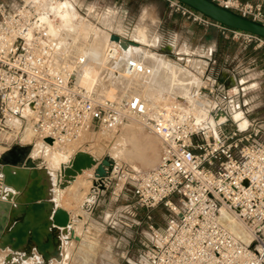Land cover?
Returning <instances> with one entry per match:
<instances>
[{
	"label": "built area",
	"instance_id": "1",
	"mask_svg": "<svg viewBox=\"0 0 264 264\" xmlns=\"http://www.w3.org/2000/svg\"><path fill=\"white\" fill-rule=\"evenodd\" d=\"M64 1L0 2V136L8 137L0 140L2 152L24 145L27 129L34 140L49 138L54 144L84 133L114 132L128 119H137L159 138L160 153L155 166L129 175L135 200L125 209L136 226L142 224L136 219L139 208L147 211L146 220L159 206L170 218L164 226H147L149 239L130 264H264V118L239 128L231 119L241 112L239 105L223 84L210 80L206 69V84L191 98L214 121V130L179 98H165L156 108L137 95L100 100L94 88L78 80L89 60L82 49L87 39L76 28L51 30L59 24L55 6ZM210 1L264 25L260 5ZM168 6L193 22L218 26L233 39L264 43L255 35L208 23L209 18L177 0H168ZM119 56L117 42L104 50L109 63ZM121 69L127 77L152 74L133 58ZM107 180L109 176L95 179L96 187H108ZM3 187L0 178V201L5 200ZM231 224L244 233L233 232Z\"/></svg>",
	"mask_w": 264,
	"mask_h": 264
},
{
	"label": "rangeland",
	"instance_id": "2",
	"mask_svg": "<svg viewBox=\"0 0 264 264\" xmlns=\"http://www.w3.org/2000/svg\"><path fill=\"white\" fill-rule=\"evenodd\" d=\"M9 1L10 0H0V2L6 3ZM148 4L149 3L146 1L145 5L148 6ZM101 16L102 15H97L96 17L87 18L90 19V22L86 20L88 21V24L79 26H89L90 30L98 29L101 30L100 34L106 35V39L104 37L102 38L107 40V43H104V47L100 46L99 50L101 51H96L92 48V51L95 52L94 55H96V53L98 55L104 54V50L107 45L110 44V42H114L110 39L111 35H117L118 37L122 39L124 38V40L129 41L131 38L130 36L134 32V30H138V32L141 33V35H144L146 40H148V46H146V44V47H137L134 43H128L138 49L141 59H147L148 57L146 56H161L168 58L171 62H174L175 64L185 68L186 70L187 68L192 70V68H197L193 66L194 64L192 62H199L198 60L202 59L200 57L201 54L197 53L198 51H200L198 49H200L201 47L189 50L186 55H183L181 53L185 52V49H180L183 42L186 39H191V37L188 35L189 25L192 23L194 24L191 29L193 30V34H195L194 37H192L194 44H197V41L200 40V31L198 27L209 28L206 40H211L216 35V32L211 24L201 25L181 15L179 18L175 17L174 19H169L170 16L163 13V17L160 19L162 22L160 24L159 18L146 11L145 15L141 17L142 19L139 18V20L141 19L143 21L142 23L139 24L136 22L128 27L121 23L120 17L116 14H114L113 16L111 14L106 15L107 17ZM136 16L137 15H133L134 20L138 18ZM105 17L108 21H105ZM79 19L85 20L83 18ZM102 20L103 22L105 21V23L101 24ZM207 21L208 23L212 22L210 19H208ZM76 23L78 24V20L76 21ZM77 24L75 26H72L71 28L78 29L79 27ZM109 29H111V31H108ZM80 32L81 31H79V34L81 36ZM95 32V30L87 32L86 36H84V39L87 40L85 42L84 40L82 41V44H84V46L82 45L83 51H86V48L88 47L90 48V46L98 39L94 38ZM253 41H255L254 45H259V47L261 48L264 47V43L257 40H252L248 43H251ZM94 55L92 56L93 58L91 57V59H94ZM91 59L90 62L87 63L84 67L83 72L80 74L81 78L79 79L84 83L92 81L93 87L95 89V97L99 98L100 100L110 99L106 98L111 96L105 93V80H107L109 76L110 80L113 79V82L116 83L117 79L122 73V71L120 70L122 65H115L112 70V74H109V72L107 71L101 73L97 71L98 73L94 74V76H91V72H93V70L90 69L91 66H89L92 63ZM106 63L110 64L109 62ZM209 68L210 69L207 75L209 76L210 80H213V82L223 84L225 86L228 79L220 76L222 67L220 68L217 65L214 67V71L216 73H219L218 76L216 75L218 77L217 79L213 77L215 76V74L212 75L211 73V65L209 66ZM191 70L189 71L192 72ZM99 74H102L101 78L98 76ZM197 80L198 79L196 78L192 83L189 84L187 82L186 84H184L186 86L181 88L179 93H177L178 95L176 94L174 95V97L179 98L181 102L186 100L181 93H187V91L191 92L194 86H190L193 85L194 82H197ZM199 80L200 81L198 82V88L206 84L203 83L204 80L202 78V74ZM247 85L248 83L243 84V91H247L249 89V86L246 87ZM240 88L241 86H239L238 89L240 90ZM226 89H232L231 91H233V87L230 86L229 88L226 87ZM126 90L118 89V94L115 95V98L122 99L126 96H129V92L128 90ZM160 91L162 90L159 89L157 93L159 92L160 94ZM230 95L232 96V92H230ZM165 98L171 99L173 97L166 94ZM155 100L158 101L156 102L157 106L162 104L163 102V100L160 98H156ZM231 110L232 107L229 108L230 112H232ZM199 116L203 118L204 114L200 113ZM247 116L246 118H248ZM241 118L242 116L239 111H235V113H232L231 115V119L234 121H244V119ZM86 143L89 145L88 150L85 149ZM160 144L161 143L159 138L149 132L145 127H143L137 119H128L121 128L114 132L105 134L99 131L86 134L84 133L81 140L79 139V141H77L76 143L74 142L67 145L65 151L67 156L66 161H68L69 158L77 151H88L90 152V154L95 155V157H98L99 159L108 157L110 160H112L113 165L109 173V180H107V182H109L108 187H96L93 170L86 172V174L80 177L83 186H88V188L91 189L90 192H93L91 204L93 203L95 197V204H93L92 208H90L91 204L89 207L82 206V199L88 193V188L87 191L86 189L81 190L80 188H77L79 192L83 193L82 195L78 193L76 188H74V190L69 189L70 192H68L69 190H66L67 192L64 190L60 194L61 196L58 205L62 206L71 213L70 215L72 218V225L69 228H71L70 231L74 229V231L76 232H74L76 234V237L71 238L68 242L64 243L61 250V258L58 264H130L139 257L144 246L147 243V240L149 239L147 226L149 224H152L154 227L164 226L170 218V214L165 207L159 206L149 212L150 220H146L147 211L145 209L139 208L138 210H136V219L141 220L142 224L140 226H136L130 214L126 212L127 209H125L126 205L134 204L135 200L133 196V188L129 184V175L134 174L138 171L148 170L155 166L159 158ZM116 146L120 147L118 148V150L114 151L113 148H115ZM1 147L2 145L0 144V149ZM88 173L91 175H89ZM53 174H55V171L53 172ZM69 193L72 194L71 197L69 196ZM73 195H75L74 199H72ZM76 195H80V197H78L77 199ZM74 224H77V226H75ZM0 264L43 263L38 256H35L29 260H24L21 259V254L10 253L8 258L6 259L5 257H3L2 252H0Z\"/></svg>",
	"mask_w": 264,
	"mask_h": 264
},
{
	"label": "bare ground",
	"instance_id": "3",
	"mask_svg": "<svg viewBox=\"0 0 264 264\" xmlns=\"http://www.w3.org/2000/svg\"><path fill=\"white\" fill-rule=\"evenodd\" d=\"M55 17H57L56 12H55ZM68 18H71V17H68ZM65 27H66V24H64V26L62 28L59 27L58 30L64 29ZM54 32H56V31H54ZM100 37L96 40V42H94L90 46L91 49L88 47V48H86V51H84V54L89 56V60L87 63L90 62L91 57L95 53L92 51V48L97 51L100 49V46L102 47L104 45V43H107V42H105V39H106L105 37H104L105 39L100 38ZM121 42L124 43V46L121 44ZM121 42H117V44H119V46H120V56L118 57V60L113 62V63L107 64L106 63L107 61L104 58V54L98 55L96 53V55H94L95 57H94V59H91L92 63H91V65H89V66H91V68L88 67V68L93 70V72H91V74H92L91 76H94V74L98 73L97 71H99V73L107 71V72H109V74L110 73L112 74V70H113L114 66L117 64H120V66H121L127 58H133L136 61H138L139 63L143 64L145 67L150 68L152 70V74L151 75H134L132 77H127L124 75L123 70L121 69L122 67H121L120 70L122 71V73H121L119 78L117 77L118 79H117L116 83L113 82V79L110 80L109 76H108L107 80H105L106 82L105 83L103 82L105 89H106L105 93L107 95L111 96V97H106V98L113 99V98H115V95L118 94L117 93L118 89H121V90L127 89L129 92V95H137L147 104V106L149 108L150 107L156 108L157 107L156 102H158L155 100L156 98L157 99L160 98V99L164 100L166 94L174 97V95L179 93L181 88L186 86L184 84H186L187 82L190 84L193 81H195V79L191 76L189 71H187L185 68L175 64L174 62H171L168 58L161 57V56L160 57L150 56L151 57L150 58L149 56L145 55L150 60L148 58H147L148 60L147 59H145V60L141 59L140 55H139L140 52L138 51V49L135 46L130 45L123 40H121ZM112 43H115V41L110 42V44H112ZM110 44H108V45H110ZM99 51H101V50H99ZM197 67H199V66H197ZM103 75H105V74H103ZM98 76L101 78L102 74L101 75L99 74ZM79 78H81V77L79 76ZM78 80H79V83L82 86H84L85 88H87V89L94 88L92 81L84 83V82L80 81V79H78ZM199 81L200 80L198 79L197 82H194L193 85L190 86V87L194 86V88L191 90V92L187 91V93L183 92L181 94L184 96V98L186 99V102L189 105L188 107H186V109L188 111L193 112L196 115L197 119L200 122H202L204 125H206L209 129L214 130V126H215L214 121H212L206 115L205 109L199 108L198 105L196 104V102L191 98L192 92L194 90H196L199 86V84H198ZM201 84H202V82H201ZM185 88H187V87H185ZM116 89H117V91H116ZM159 89L162 90V91H160V94H159V92L157 93V91ZM200 113L204 114L203 118H201L199 116ZM236 121H238V120H236ZM237 123H238V126L240 128H244L247 125V121L245 123L244 121L239 120ZM105 133H110V132H104V134ZM82 135H80L77 138H73L69 141H64V140L63 141H56L54 144H49L47 142L34 140L32 132L28 129L23 133L22 141H23L24 145L30 146V149H31L30 150V156L38 164L39 168L37 169V172H38V176H39V183L41 185H43V190H44L45 196L48 199V201L50 202L52 210L57 206L61 207L60 205H58V202L60 200V196H61L60 194L64 190L66 191L69 189L74 190V188H76V189L80 188L81 190L86 189V191H87L88 186L84 187L83 183L80 180V177H82L83 175L81 176V174H80L74 178H71V177L66 178L62 174V171L60 170V167L61 166L65 167L69 163V161L73 157V155L75 154L74 153L69 158V160L66 161L67 156H66L65 151H66L67 145L74 143V142L76 143L77 141H79V139L81 140ZM5 139H8V137L7 136H0V140H5ZM85 146H86L85 149L88 150L89 145L86 143ZM119 147L120 146H116L115 148H113V150L116 151V150H118ZM84 152H86V151H84ZM0 153H2V147L0 149ZM86 153L90 154V152H88V151ZM90 155L98 161H100L102 159V158L99 159L98 157H95V155H92V154H90ZM8 169L11 171L12 174H14L15 171H19L20 173H22V171H24L23 169L17 168V167H8ZM92 170L93 169H90L87 171H92ZM54 171H55V174H53ZM89 175H91V174H89ZM2 190H3V195H4L3 197L5 198V201L7 203H9L10 206H15L16 202L20 201L22 198V189H20L17 186H9V187L6 186V187H3ZM77 191H78V189H77ZM90 191H91V189L88 188V193L87 194L85 193L86 196L82 199V206H84V207H87V206L89 207L91 202H92L93 192H90ZM68 192H70V190ZM71 193H69L70 197L73 194V193L72 194ZM78 193H80V195L83 194L82 192H79V191H78ZM80 195L79 196L76 195L77 199H78V197H80ZM74 196L75 195H73L72 199H74ZM94 196H95V192H94ZM63 209H65V208H63ZM66 211L68 212V214L70 216V220H69L68 225L66 227H52L51 228L52 232L54 234H56L59 238L60 251H59L58 255L51 257L50 260H48V261H44L43 259L40 258V256H38L34 252V250L30 249L31 246H24L18 251H12L9 248H5V249L0 248V252H2L3 257H5L7 259L8 256L10 255V253L21 254V259H24V260H29L35 256H38L43 264H58L60 261V258H61V250H62L64 243L68 242L69 239L76 237V234H75L76 232L74 231V229H72L70 231L71 228H69V227L72 225V218H71L70 212L68 210H66ZM0 217L2 218L3 225L5 227H8L10 223L8 221L4 222V219H6L9 216L3 209H0ZM78 221H80V220H78ZM74 225L77 226V224H74ZM230 228L233 230V232H235L238 235H242L244 233L242 228L239 226L231 224Z\"/></svg>",
	"mask_w": 264,
	"mask_h": 264
},
{
	"label": "water",
	"instance_id": "4",
	"mask_svg": "<svg viewBox=\"0 0 264 264\" xmlns=\"http://www.w3.org/2000/svg\"><path fill=\"white\" fill-rule=\"evenodd\" d=\"M190 7L211 21L220 25L246 32L264 39V25L238 14L226 10L210 0H177ZM115 42L124 40L117 35H111ZM125 42L133 43L132 41ZM124 46V43L121 42ZM45 142L51 144V139ZM30 146L15 145L0 153V178L5 186H17L22 189V198L15 206H10L5 200L0 201V209H3L9 217L4 219L10 224L5 227L0 217V248H9L18 251L24 246H31V250L44 261L59 254V238L51 230L52 227H66L70 216L62 207H55L45 196L43 185L39 183L37 169L38 164L30 156ZM112 160L104 157L100 161L84 151H77L69 163L60 167L66 178H74L85 170L93 169L95 179L109 176ZM8 167L21 168L24 171L14 174Z\"/></svg>",
	"mask_w": 264,
	"mask_h": 264
},
{
	"label": "crops",
	"instance_id": "5",
	"mask_svg": "<svg viewBox=\"0 0 264 264\" xmlns=\"http://www.w3.org/2000/svg\"><path fill=\"white\" fill-rule=\"evenodd\" d=\"M146 1L149 3L148 6L145 5ZM239 1L251 3L253 5H260L264 13V0ZM75 9L79 11L80 14H85L88 17H96L97 15H102L101 17H103L110 14L113 16L116 14L120 17L121 23H123L126 27L131 26L136 22L139 24L142 23L143 21L141 20V17L145 15L146 11L159 18L160 24L162 22L160 19L163 17V13L168 14L170 16L169 19L180 17V14L174 13L170 10L168 6V0H65L64 2H60L55 6V12L56 16L59 18V24L58 26H51V30L56 31L59 27L62 28L64 24H66L65 28H71L77 24V20L78 26L88 24V21L86 20L77 19L79 15ZM133 15H137L136 17L138 18L134 20ZM106 17L105 21H108ZM139 18L141 19L139 20ZM105 21L103 22L102 20L101 24L105 23ZM193 25V23L190 24L188 29V35L191 37V39H186L180 47V49H185L184 53L181 52L183 55H186L189 50L193 48L201 47L198 49L200 51L197 53L201 54L200 57L202 60H198L200 62H192L194 64L193 66L199 67L196 69L192 68V70L187 68V70L189 69L192 71L190 72L188 70L191 76H193L194 79H199L205 69L206 73H208L210 69L209 66L211 65V73L212 75L215 74L213 77L217 79L219 73L214 71V67L216 65L220 68L222 67L220 76L228 79L227 83L225 84L227 88H229V86L233 87V91L230 89L228 90V93L230 95V92H232V96L235 101L234 103L238 104L241 112H243L244 121H247L248 124L249 120L263 119L264 47L261 48L259 45H254L255 41L248 43L243 39H233L229 35H223L221 29L216 25H212L216 35L211 40H206L209 28L198 27L200 31V40L197 41V44H194L192 37H194L195 34H193V30H191ZM78 29L81 31L80 33L83 39L87 32L94 30L96 31L94 38H99L100 36V38H106V35L100 34L101 30H90L89 26H82ZM108 31H111V29ZM130 37L131 38L129 41H132L135 46L143 47L146 44V46H148V40H146L145 36L141 35L138 30H134ZM106 41L107 40H105V42ZM246 83H248L246 87L249 86V89L247 91H243L244 87L242 86ZM239 86H241L240 90L238 89ZM245 115H248V118H246ZM86 172L88 171L86 170L81 173V176L86 174ZM93 204H95V198L90 208L93 207Z\"/></svg>",
	"mask_w": 264,
	"mask_h": 264
}]
</instances>
